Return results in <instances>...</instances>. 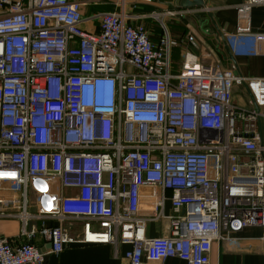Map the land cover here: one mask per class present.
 <instances>
[{"label": "built area", "instance_id": "1", "mask_svg": "<svg viewBox=\"0 0 264 264\" xmlns=\"http://www.w3.org/2000/svg\"><path fill=\"white\" fill-rule=\"evenodd\" d=\"M88 3L0 0V223H19L0 233V264H44L73 245L128 246L120 264H209L214 243L246 228L261 230L264 259V78L189 53L173 74L166 32L153 43L135 16H84ZM257 6L237 8L230 44H264ZM193 12L208 11L166 16ZM243 84L251 111L232 100ZM150 221L167 234L147 237Z\"/></svg>", "mask_w": 264, "mask_h": 264}, {"label": "crops", "instance_id": "2", "mask_svg": "<svg viewBox=\"0 0 264 264\" xmlns=\"http://www.w3.org/2000/svg\"><path fill=\"white\" fill-rule=\"evenodd\" d=\"M202 6L190 7L208 12L187 13L183 17L170 18L166 12L181 8L182 0H105L83 7L86 16L94 12H121L138 18L145 26L151 42L156 43L166 32L177 46L170 50L169 71L178 73L186 53L194 56L197 62L206 66H218L222 70H232L237 77L244 80L264 78V44L253 43L249 39L226 40L234 35L237 26V8L245 0H201ZM92 2V3H91ZM105 8V9H104ZM183 8V7H182ZM87 14V15H88ZM179 18V19H178ZM83 28L93 31V26L83 24ZM251 30L254 33L264 30V6L251 10ZM192 36L193 41H188ZM232 100L238 108L251 111L254 108L252 94L247 87L235 85ZM263 109L264 105H260ZM264 141V120L261 121ZM164 212L170 214V204L165 203ZM19 228L16 221L0 223V233L13 235ZM145 234L149 238L167 234V222H147ZM259 228H246L232 235L234 242L214 243L209 264H264L263 246ZM128 246L120 245L116 249L112 245H73L65 248L58 256L49 254L44 264H120ZM162 264H186L177 259H168Z\"/></svg>", "mask_w": 264, "mask_h": 264}, {"label": "water", "instance_id": "3", "mask_svg": "<svg viewBox=\"0 0 264 264\" xmlns=\"http://www.w3.org/2000/svg\"><path fill=\"white\" fill-rule=\"evenodd\" d=\"M202 5H203V2L201 0H182L180 4V6L183 8L202 6ZM46 260H47V256L44 257V263L46 262Z\"/></svg>", "mask_w": 264, "mask_h": 264}, {"label": "rangeland", "instance_id": "4", "mask_svg": "<svg viewBox=\"0 0 264 264\" xmlns=\"http://www.w3.org/2000/svg\"><path fill=\"white\" fill-rule=\"evenodd\" d=\"M105 9V8H104ZM86 15L88 14V11L85 13ZM179 19V18H178ZM73 231L75 232V233H79L80 231H81V228L79 227V226H75L74 228H73Z\"/></svg>", "mask_w": 264, "mask_h": 264}]
</instances>
